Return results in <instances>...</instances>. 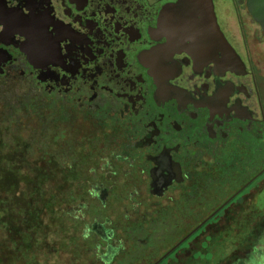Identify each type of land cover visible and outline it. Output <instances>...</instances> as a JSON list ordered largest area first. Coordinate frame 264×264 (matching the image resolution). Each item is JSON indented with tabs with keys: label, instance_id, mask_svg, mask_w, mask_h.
I'll list each match as a JSON object with an SVG mask.
<instances>
[{
	"label": "flooded vegetation",
	"instance_id": "1",
	"mask_svg": "<svg viewBox=\"0 0 264 264\" xmlns=\"http://www.w3.org/2000/svg\"><path fill=\"white\" fill-rule=\"evenodd\" d=\"M45 113L102 264H165L218 223L264 264V0H0V126Z\"/></svg>",
	"mask_w": 264,
	"mask_h": 264
},
{
	"label": "rangeland",
	"instance_id": "2",
	"mask_svg": "<svg viewBox=\"0 0 264 264\" xmlns=\"http://www.w3.org/2000/svg\"><path fill=\"white\" fill-rule=\"evenodd\" d=\"M26 115L28 117L22 115L15 123L7 124L6 128L0 126V132L3 131L7 137H13V140L21 143V149L22 147L30 149L26 157L20 155L19 147L11 149V154L10 151L0 153V159L10 160L13 154H17L25 158L24 170H35L38 174L35 187L28 190V207L22 208L21 206L16 213L14 209L13 212L10 211L7 230L0 231V243H3L6 254L1 260L2 264H32L35 260L33 264H102L100 255L103 251L95 250L93 244L82 239L83 230L91 227L92 224L89 217L85 215L84 222L74 225L71 217L68 222V218L64 219L63 216H60L57 219L55 216L58 202L57 190L60 192L63 190V193L66 194L68 188L67 183L63 181L67 180L68 176L67 166L64 162L68 161L70 157L67 147L68 135L65 138L60 137L59 134L56 138L55 135L69 131V127H66L68 123L59 125L56 129V121L50 113L38 117L42 125L37 123V118ZM7 137L5 139L3 137L4 141L7 140ZM45 151L48 153L43 157L44 170H36V163L40 161L38 159L40 152ZM52 152L57 160H61L55 170L51 169L50 164L49 154ZM18 160L15 159L14 162L18 163ZM83 178L85 177L83 176ZM0 202L2 203L0 206H7V197L0 195ZM66 210L73 217L83 214L82 211H84L81 209L79 212L80 209L74 205L66 207ZM98 226L99 223H96L94 230H98ZM194 226L195 224L190 228L192 229ZM188 230L186 229L179 238H171L169 242L160 245L154 243V239H150L147 245H143V242L146 241L143 238L135 244V247L138 246V249L141 250L142 260L151 261L158 253L161 252L157 258L168 250V246L172 247L178 243L188 233ZM234 241L235 238L228 235L227 224L218 223L213 230L189 238L170 255L165 264H248V261L244 260L249 255L234 253ZM15 243H18L19 246L22 245L20 250L22 258L20 256L19 262L14 256V251L17 249ZM45 247H48L50 251L53 250V254L44 255ZM30 255L34 257L30 258ZM257 258V255L251 257L253 261ZM140 264L142 263L140 262Z\"/></svg>",
	"mask_w": 264,
	"mask_h": 264
},
{
	"label": "trees",
	"instance_id": "3",
	"mask_svg": "<svg viewBox=\"0 0 264 264\" xmlns=\"http://www.w3.org/2000/svg\"><path fill=\"white\" fill-rule=\"evenodd\" d=\"M18 156V157H17ZM11 159H19L18 163H15L14 160ZM13 161V162H11ZM24 164H25V158L22 156H19L17 154H13L12 158L8 160L7 158H1L0 159V195L6 196L8 200V204L5 207L0 206V231L4 232L7 230L8 222L10 214L9 212L18 211V209L22 206V208L28 207V190L32 189L36 185L37 180V173L35 170H24ZM36 168V166H35ZM44 170V169H43ZM75 179H77L78 174H74ZM73 174L71 170H68V176L67 180H63L65 183H69V180H72ZM56 177V176H55ZM71 177V178H70ZM31 191V190H30ZM68 191V188H67ZM66 191V194L63 193V190L60 192L57 190V205L55 209V216L58 219V217L63 216L64 219L68 218V222L70 221V214L66 210V203L68 198V193ZM63 203V204H62ZM2 203L0 202V205ZM66 211V212H65ZM14 213V214H15ZM79 221H74V225L79 224ZM63 226V225H60ZM15 246L17 249L14 251V256L17 259V262L22 258V255L20 254V250L22 248V245H18V243H15ZM15 249V248H14ZM12 249V250H14ZM7 250V249H6ZM45 252L44 255H52L53 250H49L48 247H45L43 249ZM5 248L3 247V243H0V264H2L4 257H5ZM21 256V258H20ZM34 257L33 255H30V258ZM36 261V260H35ZM33 261L32 264L35 262Z\"/></svg>",
	"mask_w": 264,
	"mask_h": 264
},
{
	"label": "water",
	"instance_id": "4",
	"mask_svg": "<svg viewBox=\"0 0 264 264\" xmlns=\"http://www.w3.org/2000/svg\"><path fill=\"white\" fill-rule=\"evenodd\" d=\"M167 22L165 20V15L163 14L160 19V27L163 29L166 26Z\"/></svg>",
	"mask_w": 264,
	"mask_h": 264
}]
</instances>
